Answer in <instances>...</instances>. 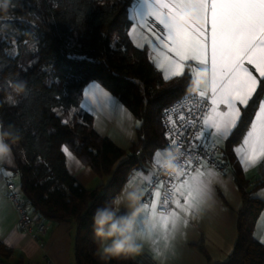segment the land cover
Here are the masks:
<instances>
[{"label":"trees","instance_id":"obj_1","mask_svg":"<svg viewBox=\"0 0 264 264\" xmlns=\"http://www.w3.org/2000/svg\"><path fill=\"white\" fill-rule=\"evenodd\" d=\"M133 0H11L0 25L15 37L18 52L0 40V124L8 138L21 192L29 213L53 222L73 221L75 264H153L146 257L101 259L94 236L97 209L121 190L128 176L140 168L138 149L150 156L170 140L160 123L164 108L188 91L191 74L164 79L146 46L129 36ZM34 50H28V44ZM95 80L115 95L135 116L137 142L118 147L93 125L92 115L81 110L84 86ZM264 93V89H258ZM259 99V97H257ZM255 105L242 117L247 123ZM243 130L230 136L223 158L234 174L242 205L237 211V240L224 261L213 262L199 240L195 246L206 264H264V243L254 235L264 199L254 194L233 153L232 144ZM63 147L107 180L85 187L66 165ZM124 211V210H121ZM11 249L0 241V263Z\"/></svg>","mask_w":264,"mask_h":264},{"label":"snow or ice","instance_id":"obj_2","mask_svg":"<svg viewBox=\"0 0 264 264\" xmlns=\"http://www.w3.org/2000/svg\"><path fill=\"white\" fill-rule=\"evenodd\" d=\"M130 11V19L138 18L162 46L157 67L165 79L183 77L186 69L191 81L197 73L206 74L207 86L192 93L201 109L198 117L187 121L191 127L198 126L194 139L215 147L208 141L227 140L243 130L242 142L234 148L240 163L245 169L264 164V94L258 92L264 89V0H140ZM183 12H195L196 17L177 25L172 18ZM149 18L162 28L157 31ZM253 105L254 118L245 123L242 117ZM178 120L185 122V115ZM170 123L175 128L177 121ZM167 135L170 147L178 148L173 134ZM156 163L162 167L161 160ZM206 163V159L186 156L180 174L168 175L149 193L150 203H142V220L152 225L147 233L167 242L181 223L187 224L184 217L199 210L208 193L205 177L212 175L202 170ZM144 231L141 228L138 234Z\"/></svg>","mask_w":264,"mask_h":264},{"label":"crops","instance_id":"obj_3","mask_svg":"<svg viewBox=\"0 0 264 264\" xmlns=\"http://www.w3.org/2000/svg\"><path fill=\"white\" fill-rule=\"evenodd\" d=\"M134 4L139 6L140 0L132 1L129 8L130 17L133 15L130 9ZM131 20L132 24L128 31L131 41L138 47H147L154 66L164 78L163 70L157 67V61L160 59L159 52L163 50L162 46L151 32L140 26L142 22L138 18ZM149 22L157 31L162 28L154 18H149ZM134 27L135 32L132 31ZM147 41H152V43ZM249 67L259 78V74L251 69V66ZM80 108L92 115L93 125L97 132L102 136H107L118 147L127 150L137 142L138 122L135 116L99 82L92 80L84 86ZM253 118L254 116L251 119ZM244 134L245 132L232 144V150L244 176L250 184H255L258 181H264V164L248 166L245 169L234 152V148L242 142ZM226 141H208V145L214 143L221 148V152L217 155L220 159L223 158ZM64 149H67L64 153L68 170L85 187L92 188L107 180L97 175L90 166L82 163L67 147H63ZM165 149H170V144L157 148L150 156L138 149L137 158L140 168L128 176L126 183L117 194L122 190L125 192L138 190L144 193L152 175L160 166L156 160L163 161L164 159ZM157 152L160 153L159 156L155 155ZM14 168L12 152L7 157L0 158V241L11 249L10 255L3 258L4 261L7 264H75L73 258L75 223L73 221L53 222L45 219L46 231L38 236L34 234L35 225H32L29 232L18 228L17 215L5 189V177ZM202 170L206 173L210 171L212 175L205 177L208 182V193L199 210L184 217L187 224L181 223L167 242L154 234L147 233L149 227L143 223L146 220H142L143 212L136 224L137 232L141 228L145 230L143 234H140L143 251L139 255H134L135 257L146 256L153 264H206L205 255L195 246L199 240H202L213 262L224 261L228 258L238 235L237 211L242 205L239 189L231 170L221 171L208 165ZM254 194L264 199V184L256 187ZM151 198L149 197L147 202L150 203ZM254 235L264 243V210L256 221ZM97 252L100 254L99 245Z\"/></svg>","mask_w":264,"mask_h":264},{"label":"clouds","instance_id":"obj_4","mask_svg":"<svg viewBox=\"0 0 264 264\" xmlns=\"http://www.w3.org/2000/svg\"><path fill=\"white\" fill-rule=\"evenodd\" d=\"M11 6V0H0V15H7ZM196 17L195 12H183L174 16L173 22L183 25ZM207 86L206 74L197 73L190 82L188 91L196 92L199 88ZM8 138L19 139L18 136L3 129L0 124V158L7 157L11 151ZM162 161V169L167 175H179L181 172V151L179 148L165 149ZM127 187V186H126ZM143 192L138 190H124L105 206L96 210L93 216L94 236L99 244L101 259L105 257L117 258L122 256L139 255L143 251L141 237L137 232L138 218L144 211L141 203ZM124 211H121V209ZM146 227H151L149 220L143 221Z\"/></svg>","mask_w":264,"mask_h":264},{"label":"built area","instance_id":"obj_5","mask_svg":"<svg viewBox=\"0 0 264 264\" xmlns=\"http://www.w3.org/2000/svg\"><path fill=\"white\" fill-rule=\"evenodd\" d=\"M187 97V99H186ZM189 111H191V116H188ZM200 103L198 99L192 98V93H187L183 96H180L171 104L166 106L163 112L160 115V123L162 125L165 135L173 134V137L176 138L180 144L178 147L181 152L185 155H181V163L184 162L186 156H190L193 160L196 158L206 159V165L213 167L218 170H227L228 165L222 162L218 158V154L221 152V148L216 145L215 147L205 146L199 140H195L197 135V127H191L187 121L193 120L200 115ZM167 113V115H166ZM179 115H185L186 121L179 122ZM177 121L176 127L173 128L170 121ZM192 145L189 149V145ZM177 148V147H170ZM193 168L196 167L193 163ZM18 177L16 170H10L9 174L5 177V189L7 191L8 199L11 201L13 208L17 215V225L18 228L22 231L29 232L32 229V225H35L34 234L36 236L43 234L46 231L45 218L40 217L37 213H29L27 210L24 198L21 192L15 186V179ZM169 179V176L163 171L162 167L159 166L156 172L152 175L148 186L143 193L142 202L148 201L149 193L153 192L155 188L159 185L161 181H166ZM5 264V263H0Z\"/></svg>","mask_w":264,"mask_h":264},{"label":"rangeland","instance_id":"obj_6","mask_svg":"<svg viewBox=\"0 0 264 264\" xmlns=\"http://www.w3.org/2000/svg\"><path fill=\"white\" fill-rule=\"evenodd\" d=\"M6 26H7L6 24L0 25V40H4V41L8 42V44H10V50L12 51L13 54H15L16 52H18V44H17V41L15 40V37L10 36V34H12L11 32H13V30L7 31ZM27 46H28L29 51L34 50L33 44L30 43ZM16 181H17V179H15V182Z\"/></svg>","mask_w":264,"mask_h":264}]
</instances>
